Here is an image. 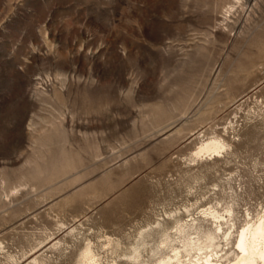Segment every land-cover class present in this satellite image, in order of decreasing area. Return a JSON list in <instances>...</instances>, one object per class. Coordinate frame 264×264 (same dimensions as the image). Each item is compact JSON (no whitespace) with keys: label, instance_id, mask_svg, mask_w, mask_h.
Masks as SVG:
<instances>
[{"label":"rangeland","instance_id":"374dc122","mask_svg":"<svg viewBox=\"0 0 264 264\" xmlns=\"http://www.w3.org/2000/svg\"><path fill=\"white\" fill-rule=\"evenodd\" d=\"M259 217L264 0H0V264L226 263Z\"/></svg>","mask_w":264,"mask_h":264},{"label":"bare ground","instance_id":"6f19581e","mask_svg":"<svg viewBox=\"0 0 264 264\" xmlns=\"http://www.w3.org/2000/svg\"><path fill=\"white\" fill-rule=\"evenodd\" d=\"M223 147L221 141L211 139L199 147L197 154L218 153ZM211 214L216 217L214 212L210 211ZM203 237L202 240L199 235L196 238L183 236L179 248L173 246L169 237L166 236L162 244L171 248V254L162 255L156 264H264V217H259L242 228L236 240L237 251L233 259L226 260V263H223L221 257L215 253V248L218 246L215 242L217 239L215 232L207 231ZM225 237L227 238V235ZM84 257V264H98L90 249H86Z\"/></svg>","mask_w":264,"mask_h":264}]
</instances>
